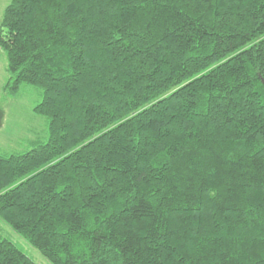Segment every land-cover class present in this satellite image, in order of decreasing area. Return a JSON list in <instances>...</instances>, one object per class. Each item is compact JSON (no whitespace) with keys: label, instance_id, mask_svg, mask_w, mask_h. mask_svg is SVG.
I'll return each instance as SVG.
<instances>
[{"label":"trees","instance_id":"16d2710c","mask_svg":"<svg viewBox=\"0 0 264 264\" xmlns=\"http://www.w3.org/2000/svg\"><path fill=\"white\" fill-rule=\"evenodd\" d=\"M0 48L49 120L0 219L53 264H264V0H11Z\"/></svg>","mask_w":264,"mask_h":264},{"label":"rangeland","instance_id":"374dc122","mask_svg":"<svg viewBox=\"0 0 264 264\" xmlns=\"http://www.w3.org/2000/svg\"><path fill=\"white\" fill-rule=\"evenodd\" d=\"M10 2L11 0H0V24ZM8 79V58L0 48V154L4 155L26 152L34 144L46 143L49 139L48 118L33 110L42 101V89L23 84L18 93L8 94L3 90ZM0 233L13 241L37 264H53L38 248L1 219Z\"/></svg>","mask_w":264,"mask_h":264}]
</instances>
